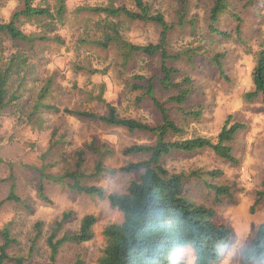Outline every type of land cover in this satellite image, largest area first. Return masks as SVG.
Instances as JSON below:
<instances>
[{
	"label": "rangeland",
	"instance_id": "rangeland-1",
	"mask_svg": "<svg viewBox=\"0 0 264 264\" xmlns=\"http://www.w3.org/2000/svg\"><path fill=\"white\" fill-rule=\"evenodd\" d=\"M145 1L152 13H162L172 26L169 50L184 53L178 61H170L171 66L180 69L175 81L184 76L193 81L189 100L181 105L170 100L177 89L166 90L159 82V55L135 53L123 64L121 51L114 42H108L107 46L100 44L107 33L111 34L107 26L110 21H114L126 41L139 45L159 41L162 28L154 22L124 14L109 17L87 10L92 6H123L138 11L134 0H32L34 6L48 8L55 15L63 6L64 14L53 18L20 15L16 22L20 30L37 37L31 41H14L0 32V59L8 63L19 51L24 55L22 62L25 59L18 76L24 80L19 88L21 97L0 114V202L9 195L11 175L16 182V194L23 201L8 200L0 204V229L10 227L17 241L10 246V254L24 255L30 264L50 263L47 237L67 211L73 215L63 223L58 235L77 232L82 218L93 214L97 218L94 238L80 245H65L55 264H73L77 256L84 264H95L105 243V226L122 219V213L112 207L108 195L125 191L130 181L138 177L137 173L119 171L85 178V183L104 189L103 198L70 191L45 179V194L49 199L46 201L39 196L41 171L60 174L73 168L77 152L84 149L85 170L92 173L99 154L87 148L86 144L91 143L107 149L103 155L107 167L119 168L147 157L126 155L123 153L126 147L156 141V135L149 132H131L62 110L41 108L34 114L35 101L47 83L50 90L43 101L61 109L106 113L107 103H112L123 117L158 125L162 122L160 110L144 89L133 86L145 84L136 79L137 75L154 77L156 97L183 129L179 134L169 133V140L203 136L217 141L226 121L229 125L244 123L245 128L231 142L236 163L222 158L211 148L176 151L165 156L164 163L172 172L184 173L187 195L212 207L216 211V223L226 224L233 231L230 243L222 249V258L212 264H239L242 249L250 244L264 221V195H259L264 190V103L260 94L252 99L246 97L255 88L253 74L259 53L264 50V0H229V11L221 15L217 27L230 32V38L210 31L209 16L214 0ZM22 9L24 0H0V23L10 21ZM236 17L241 19L239 34ZM214 58L222 67H218ZM18 83L15 80L14 87ZM193 109H201L199 119L187 115ZM213 170L221 173L211 175ZM210 185H227L231 194L217 196ZM38 221L43 222L42 233L30 252ZM193 255L187 250L183 258L193 264ZM249 264H264V261Z\"/></svg>",
	"mask_w": 264,
	"mask_h": 264
},
{
	"label": "trees",
	"instance_id": "trees-1",
	"mask_svg": "<svg viewBox=\"0 0 264 264\" xmlns=\"http://www.w3.org/2000/svg\"><path fill=\"white\" fill-rule=\"evenodd\" d=\"M138 11H132L126 7L92 6L87 10L105 13L109 17H117L122 14L145 21H151L161 26L160 39L157 43L146 45L134 44L124 40L118 32L114 21L107 24L111 34L107 33L106 38L100 44L107 46L112 41L121 51L123 61L126 63L131 55L142 53L147 56L159 55L161 78L159 82L166 90L177 89V94L170 97L171 101L181 105L189 100L193 91V81L189 76H184L182 80L175 81L180 73V69L170 65V61L181 59L183 52L172 53L168 48V38L171 25L165 19L162 13H152L150 6L145 0H134ZM229 0H214L209 16L210 31L224 38H230V32L222 31L217 27L221 15L229 10ZM55 15L48 8L34 6L32 0H24V9L13 14L8 22L0 23V32L7 34L12 40L31 41L37 38L26 35L17 26V20L20 15L27 18L33 17H62L64 7ZM180 24H183V16H180ZM238 20L237 33H240L241 19ZM23 53L12 55L8 63L0 59V114L9 106V104L18 100L21 95L19 88L23 83L21 74V64L25 62ZM218 67H222L217 59H213ZM17 75V77H15ZM255 88L246 93L248 99L257 95L262 96L264 103V50L260 51L258 62L253 74ZM137 80L144 81L145 84H134L135 89H144L146 95L151 97L162 115V122L158 125H151L147 122L123 117L119 114L117 107L112 103H107L106 113H97L88 110L70 109L68 107L60 108L44 102L47 91L50 90V83L41 89L38 98L33 106V113H38L41 108L47 110L60 111L66 114L77 115L90 120L101 121L108 125L120 126L131 132L143 131L156 135L154 143H135L123 150L126 155H147L146 158L139 161L130 162L119 168H109L103 161V155L107 151L96 147L94 144H86L87 148L99 154V159L95 165L94 171L88 173L85 170V150L77 152V159L74 167L66 169L60 174L46 173L41 171L39 196L48 201L45 194L44 180H53L60 183L70 191L84 193L101 198L106 196L104 189L97 185L84 182L88 176H99L102 174H115L117 172L137 173L138 177L128 184L123 192H112L108 199L112 207L117 208L122 213L120 221L112 222L105 226L103 234L105 243L102 246L95 264H188L183 258V253L187 250L193 252V264H212L222 258V249L227 246L232 238V229L223 223H216V211L206 204L198 203L191 199L185 190L184 173L172 172L164 163V157L173 152H194L197 150L211 148L214 152L236 163L237 158L233 154L231 142L236 134L245 128V124L234 122L229 125V121L223 125L217 136V141L208 137L197 136L182 140H169V133L179 134L182 132L180 127L171 118L168 107L164 105L155 95L154 77L147 78L144 75H137ZM15 80L19 83L14 87ZM103 100L102 95H99ZM188 116L199 119L202 116L201 109H193L187 113ZM1 160V158H0ZM221 171H210L211 175L217 176ZM11 188L9 195L1 203L8 200L22 202L23 200L16 194V182L14 175H11ZM214 188L217 196L231 194V188L227 185H210ZM264 195V190L259 192ZM262 198V197H261ZM72 211L63 214L60 221L52 229L47 237V246L50 249V263L57 262V256L60 250L67 244H82L94 238V225L97 218L93 214L85 215L80 223L79 230L72 234L58 235V230L63 223L71 218ZM43 222L36 223V235L33 238L30 252L34 251L35 244L38 242L42 233ZM0 235L3 243L0 245V264H30L24 255H12L9 248L16 243L12 237L9 226L0 229ZM264 261V221L260 223L253 240L242 249V259L239 264H249L250 262ZM73 264H84V260L77 256Z\"/></svg>",
	"mask_w": 264,
	"mask_h": 264
}]
</instances>
